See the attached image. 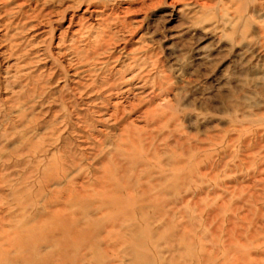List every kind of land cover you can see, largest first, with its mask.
Instances as JSON below:
<instances>
[{"label": "rangeland", "instance_id": "374dc122", "mask_svg": "<svg viewBox=\"0 0 264 264\" xmlns=\"http://www.w3.org/2000/svg\"><path fill=\"white\" fill-rule=\"evenodd\" d=\"M0 264H264V0H0Z\"/></svg>", "mask_w": 264, "mask_h": 264}]
</instances>
